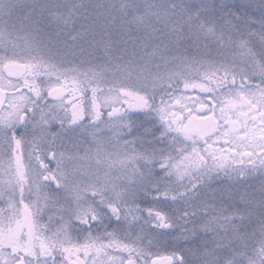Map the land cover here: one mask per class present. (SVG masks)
I'll return each mask as SVG.
<instances>
[{"label":"snow or ice","instance_id":"1","mask_svg":"<svg viewBox=\"0 0 264 264\" xmlns=\"http://www.w3.org/2000/svg\"><path fill=\"white\" fill-rule=\"evenodd\" d=\"M0 264H264V0H0Z\"/></svg>","mask_w":264,"mask_h":264}]
</instances>
